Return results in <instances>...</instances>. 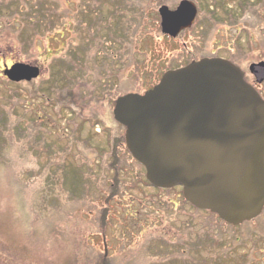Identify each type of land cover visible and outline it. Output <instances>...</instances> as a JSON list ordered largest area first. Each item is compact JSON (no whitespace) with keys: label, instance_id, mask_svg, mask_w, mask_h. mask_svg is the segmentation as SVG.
Listing matches in <instances>:
<instances>
[{"label":"rangeland","instance_id":"374dc122","mask_svg":"<svg viewBox=\"0 0 264 264\" xmlns=\"http://www.w3.org/2000/svg\"><path fill=\"white\" fill-rule=\"evenodd\" d=\"M111 1L42 0L35 32L0 0V264H264V211L233 227L191 207L179 186L152 188L112 114L118 96L142 93L168 68L230 58L252 21L215 27L207 8L170 38L157 10L181 0H137L138 25L122 18L118 31ZM250 29L238 65L264 97V79L248 70L264 61V46ZM13 63L40 75L10 83L3 71Z\"/></svg>","mask_w":264,"mask_h":264},{"label":"water","instance_id":"95a60500","mask_svg":"<svg viewBox=\"0 0 264 264\" xmlns=\"http://www.w3.org/2000/svg\"><path fill=\"white\" fill-rule=\"evenodd\" d=\"M161 33L172 38L198 15L191 0L158 8ZM257 83L264 61L249 65ZM39 67L14 63L4 75L31 81ZM114 119L125 127V145L157 188L181 185L184 198L233 226L264 207V99L244 72L220 57H202L167 70L143 94L119 96Z\"/></svg>","mask_w":264,"mask_h":264},{"label":"trees","instance_id":"16d2710c","mask_svg":"<svg viewBox=\"0 0 264 264\" xmlns=\"http://www.w3.org/2000/svg\"><path fill=\"white\" fill-rule=\"evenodd\" d=\"M136 1L137 0H112L109 3L110 4L109 7L112 10L110 11L109 9V11L107 12L108 13L107 17L110 20L115 19L113 20L112 25L115 24L114 26L116 30L118 31L126 30V25L123 24V21H127L130 27L138 25L139 20L141 19L142 14L144 13V8L138 7ZM195 1L197 2L196 4L198 5L199 12L203 13L208 8V13L206 14V16L204 14L203 18L206 17L210 22V24L215 25V27L217 24H221V23L227 25H232L235 22L239 23V20L241 19L252 21L251 23L245 22V25L246 24L247 25L244 26V29L241 30L240 35L236 36L234 41H231L232 45L236 48L235 50L237 51V53L235 54L230 53L229 56L230 59L233 60L234 62L238 63L241 60L240 59L241 56L239 53L241 52V50H243V48H245L244 44L249 45L251 41L250 28L255 27L257 29L256 40L258 41L259 45L264 46V0H195ZM204 1L207 2L206 8H203ZM135 4L137 5V7L134 8ZM5 6H10L12 8V10L9 12V15L15 13L21 15L24 23L26 24V26L23 27V30L26 29L27 26H31L32 29L35 32H37V26L39 25L41 20L43 21L46 19L45 15L42 13V10L44 8V2H42V0H11V2L5 4ZM34 8L36 9V11L33 10ZM94 10H99L98 13L100 12L99 7H96ZM116 16L119 22H117ZM87 20L89 23L91 19L88 17ZM197 20L195 24H197ZM109 22H108V26L110 27ZM121 24H123V28L122 26H120ZM195 24L189 30H191L195 26ZM88 47L89 45L87 46V48ZM83 51L84 54L87 55L85 49L82 50V52ZM71 72L76 74L75 76L76 78L79 76L76 70L72 69ZM106 90H107L106 88L103 89V91Z\"/></svg>","mask_w":264,"mask_h":264}]
</instances>
